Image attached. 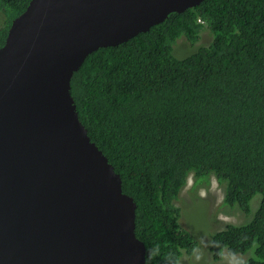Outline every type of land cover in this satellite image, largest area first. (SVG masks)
I'll return each instance as SVG.
<instances>
[{
    "label": "trees",
    "instance_id": "1",
    "mask_svg": "<svg viewBox=\"0 0 264 264\" xmlns=\"http://www.w3.org/2000/svg\"><path fill=\"white\" fill-rule=\"evenodd\" d=\"M30 0H0V48ZM207 29L211 43L172 55ZM78 119L136 204L135 236L145 264H181L195 240L174 205L189 176L224 185L223 207L252 220L210 236L214 262L252 250L238 264H264V0H204L171 13L115 47L90 54L70 80Z\"/></svg>",
    "mask_w": 264,
    "mask_h": 264
},
{
    "label": "water",
    "instance_id": "2",
    "mask_svg": "<svg viewBox=\"0 0 264 264\" xmlns=\"http://www.w3.org/2000/svg\"><path fill=\"white\" fill-rule=\"evenodd\" d=\"M204 0H30L0 48V264H145L133 199L78 119L70 80Z\"/></svg>",
    "mask_w": 264,
    "mask_h": 264
},
{
    "label": "rangeland",
    "instance_id": "3",
    "mask_svg": "<svg viewBox=\"0 0 264 264\" xmlns=\"http://www.w3.org/2000/svg\"><path fill=\"white\" fill-rule=\"evenodd\" d=\"M3 17L0 14V28L3 26ZM4 23V22H3ZM212 41V34L204 29L199 40L191 45L184 36H180L172 46V55L176 59H184L196 53L200 48L208 46ZM224 185L219 184L213 176L207 181L194 184V177L187 179L174 205L179 209V224L189 232L195 240L196 246L192 254L182 253L181 264H238L253 256L252 250L245 254L233 256L223 252L220 261L214 262L209 252L210 236L223 230L227 225H244L249 223L256 212L261 197L255 195L250 202L248 215L240 212L236 207L222 206Z\"/></svg>",
    "mask_w": 264,
    "mask_h": 264
}]
</instances>
